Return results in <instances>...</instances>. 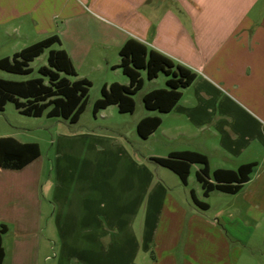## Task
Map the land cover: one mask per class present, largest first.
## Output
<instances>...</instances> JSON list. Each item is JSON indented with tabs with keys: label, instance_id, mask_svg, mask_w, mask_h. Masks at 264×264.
I'll list each match as a JSON object with an SVG mask.
<instances>
[{
	"label": "crops",
	"instance_id": "0c3cea01",
	"mask_svg": "<svg viewBox=\"0 0 264 264\" xmlns=\"http://www.w3.org/2000/svg\"><path fill=\"white\" fill-rule=\"evenodd\" d=\"M0 31L23 48L57 35L101 90L130 82L118 67L130 38L197 73L170 112L148 114L162 123L145 139L167 155L90 130L54 135L47 160L41 141L0 132L41 147L23 168L0 165L2 264H41L46 207L54 264H264V0H0ZM183 150L206 154L211 174L257 165L237 193L202 189L212 203L191 173L184 183L151 159Z\"/></svg>",
	"mask_w": 264,
	"mask_h": 264
},
{
	"label": "trees",
	"instance_id": "16d2710c",
	"mask_svg": "<svg viewBox=\"0 0 264 264\" xmlns=\"http://www.w3.org/2000/svg\"><path fill=\"white\" fill-rule=\"evenodd\" d=\"M60 43L57 35L37 41L12 56L0 58V68L19 74H30L33 67L30 63L49 49L48 65L39 68L41 76L26 80H13L0 77V111H4L9 101L15 103L17 109L29 116L63 117L71 123L78 122L86 110L92 82L86 78H76L77 71L69 54L62 48H54ZM121 62L118 67L129 77L130 82L123 84L114 82L102 87V96L94 105V113L112 104L119 107L120 112H134L136 94L144 85L141 70H147L149 79L158 77L164 72L167 87L151 90L144 95L148 109L161 113L170 112L181 99L182 89L193 83L197 73L189 67L175 62L164 53L149 48L143 42L130 38L120 50ZM162 123L160 115H148L139 120L137 129L143 138H148ZM41 155L38 142H21L13 136L0 137V165L6 168L20 169ZM159 164L176 172L184 183H187L193 163H201L203 167L197 171L205 196L213 190L237 193L250 180L256 162H249L238 169L218 168L210 173L206 154L183 150L173 151L168 156L152 157ZM194 201L203 208L208 203L199 200L193 193ZM5 225L0 228V264L5 251L2 245V233Z\"/></svg>",
	"mask_w": 264,
	"mask_h": 264
},
{
	"label": "rangeland",
	"instance_id": "374dc122",
	"mask_svg": "<svg viewBox=\"0 0 264 264\" xmlns=\"http://www.w3.org/2000/svg\"><path fill=\"white\" fill-rule=\"evenodd\" d=\"M23 45V42L18 43L14 37H8L5 33L0 31V58L12 56L15 51L21 50L24 47ZM48 55L49 49H46L43 54L30 63V65L33 67V72L30 74L14 73L0 68V77L13 80H26L39 77L41 76V73L38 71L39 68L43 65H48ZM141 72L144 78V85L136 94H134V99L136 101V109L134 112H120L118 105L112 104L106 109H102L97 114H95V102L102 96L100 82L95 81L90 87L87 108L81 115V118L78 122L71 123L69 120L64 119L63 117H48L46 115L39 117L29 116L21 113L17 109L15 103L9 101L6 104L4 111H0V132L8 131L17 133L20 137L25 139L41 141L46 159L53 154V151H51V139L54 135L60 136L70 133L87 132L90 130H95L98 133H103L109 136L121 135L125 143L137 153L152 152L167 155L168 150H166V148L162 146L159 141H156L158 137L154 136L151 137V139L146 140L138 133L137 125L138 121L148 114H160L158 110H150L146 107L144 95L153 90L155 87H167L166 79L168 76L164 72H160L158 77L149 79L147 70L143 69ZM121 74L123 78H128L124 72ZM71 78L76 79L77 77ZM147 144L150 147L152 146L154 150L147 148ZM197 166L198 165L193 166L191 169L189 186L195 187L202 199L210 200L212 203L219 202V199L217 200L215 195L217 193H213L210 199L203 195V185L197 178ZM166 170L172 175L176 177L178 176L171 169L166 168ZM47 174H49V172ZM47 178H49V176L46 175L45 179ZM48 189L49 188H46V193H48ZM48 194L46 195L49 199ZM43 215L45 216V220L43 221L41 232V264H54L55 260L58 259L57 255L59 254L58 252L61 248V242L58 238H52L50 235L52 233L50 231L51 226L48 220L49 210L47 207L44 209ZM48 255L49 258H46Z\"/></svg>",
	"mask_w": 264,
	"mask_h": 264
}]
</instances>
